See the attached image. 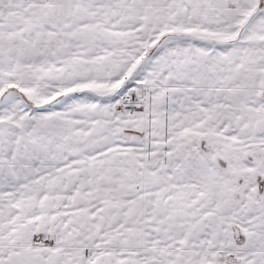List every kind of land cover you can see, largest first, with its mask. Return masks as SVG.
<instances>
[{
	"label": "snow or ice",
	"instance_id": "6c2138e0",
	"mask_svg": "<svg viewBox=\"0 0 264 264\" xmlns=\"http://www.w3.org/2000/svg\"><path fill=\"white\" fill-rule=\"evenodd\" d=\"M0 264H264V0H0Z\"/></svg>",
	"mask_w": 264,
	"mask_h": 264
}]
</instances>
